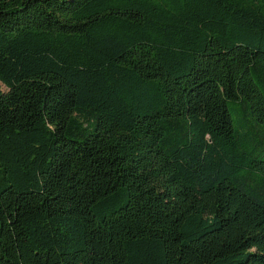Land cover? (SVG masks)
<instances>
[{
  "label": "trees",
  "instance_id": "obj_1",
  "mask_svg": "<svg viewBox=\"0 0 264 264\" xmlns=\"http://www.w3.org/2000/svg\"><path fill=\"white\" fill-rule=\"evenodd\" d=\"M0 264H264V0H0Z\"/></svg>",
  "mask_w": 264,
  "mask_h": 264
},
{
  "label": "rangeland",
  "instance_id": "obj_2",
  "mask_svg": "<svg viewBox=\"0 0 264 264\" xmlns=\"http://www.w3.org/2000/svg\"><path fill=\"white\" fill-rule=\"evenodd\" d=\"M4 87V86H3ZM5 88V87H4Z\"/></svg>",
  "mask_w": 264,
  "mask_h": 264
}]
</instances>
